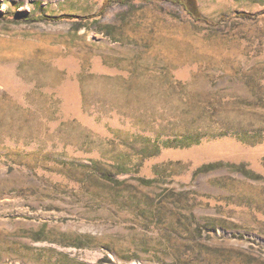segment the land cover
I'll return each instance as SVG.
<instances>
[{"label": "rangeland", "instance_id": "1", "mask_svg": "<svg viewBox=\"0 0 264 264\" xmlns=\"http://www.w3.org/2000/svg\"><path fill=\"white\" fill-rule=\"evenodd\" d=\"M104 1L0 0V264H264V0Z\"/></svg>", "mask_w": 264, "mask_h": 264}, {"label": "trees", "instance_id": "2", "mask_svg": "<svg viewBox=\"0 0 264 264\" xmlns=\"http://www.w3.org/2000/svg\"><path fill=\"white\" fill-rule=\"evenodd\" d=\"M133 0H105L103 6L101 7L99 14H102L103 10L107 7H109L112 3H120V4H128L130 2H132ZM146 1H155V0H146ZM160 1H165V2H169L172 4H176L179 5L185 12L186 14L193 20V21H203L208 23L209 20L202 17L197 10L195 9V7L193 5L190 4V2L188 0H160ZM234 16L242 18V19H252L254 18V15L250 14V13H245V12H239L236 13ZM15 18H18L17 16H15ZM20 19H22L23 21H29V22H41V21H59L62 19H65L64 16H47V15H34V16H24L21 17ZM228 19V17L226 16H220L214 23L218 24L220 22L226 21ZM209 95V94H207ZM215 94L211 95V98L209 97H204V102L205 101H211L213 98H215ZM210 103V102H208ZM205 108V106H203ZM212 109H214L216 112H218L217 107L212 106ZM208 109V108H207ZM225 125H221V131L220 133H218V135H223L227 133V129L226 127H222ZM189 137H187L186 140H188ZM96 162V161H94ZM214 165V163L211 164H207L202 166L201 168L203 170H207L209 168H211ZM123 174L126 173V171H121Z\"/></svg>", "mask_w": 264, "mask_h": 264}]
</instances>
